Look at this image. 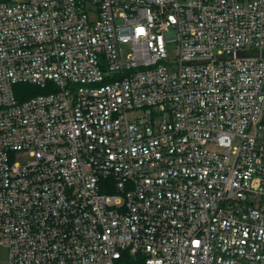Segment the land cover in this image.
<instances>
[{"label":"built area","instance_id":"built-area-1","mask_svg":"<svg viewBox=\"0 0 264 264\" xmlns=\"http://www.w3.org/2000/svg\"><path fill=\"white\" fill-rule=\"evenodd\" d=\"M263 50L264 0H0L7 264H264Z\"/></svg>","mask_w":264,"mask_h":264},{"label":"rangeland","instance_id":"rangeland-1","mask_svg":"<svg viewBox=\"0 0 264 264\" xmlns=\"http://www.w3.org/2000/svg\"><path fill=\"white\" fill-rule=\"evenodd\" d=\"M168 51L170 56L175 55L176 51V42H170L168 44ZM8 263V248L6 245L0 243V264H7Z\"/></svg>","mask_w":264,"mask_h":264},{"label":"water","instance_id":"water-1","mask_svg":"<svg viewBox=\"0 0 264 264\" xmlns=\"http://www.w3.org/2000/svg\"><path fill=\"white\" fill-rule=\"evenodd\" d=\"M263 55H264V50L262 51ZM238 55L240 56H258L260 55V51L257 50V49H254V50H243V51H240L238 52Z\"/></svg>","mask_w":264,"mask_h":264},{"label":"trees","instance_id":"trees-1","mask_svg":"<svg viewBox=\"0 0 264 264\" xmlns=\"http://www.w3.org/2000/svg\"><path fill=\"white\" fill-rule=\"evenodd\" d=\"M127 264H143V261L139 258H133L130 256V258H128Z\"/></svg>","mask_w":264,"mask_h":264}]
</instances>
